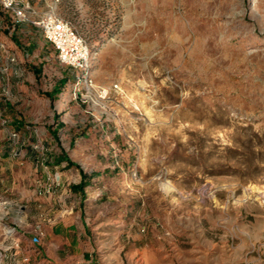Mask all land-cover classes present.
Segmentation results:
<instances>
[{
	"label": "rangeland",
	"instance_id": "374dc122",
	"mask_svg": "<svg viewBox=\"0 0 264 264\" xmlns=\"http://www.w3.org/2000/svg\"><path fill=\"white\" fill-rule=\"evenodd\" d=\"M25 1L78 31L91 82L9 49L27 25L0 2V236L41 228L64 264H264V0Z\"/></svg>",
	"mask_w": 264,
	"mask_h": 264
},
{
	"label": "built area",
	"instance_id": "2783aa9c",
	"mask_svg": "<svg viewBox=\"0 0 264 264\" xmlns=\"http://www.w3.org/2000/svg\"><path fill=\"white\" fill-rule=\"evenodd\" d=\"M3 7L11 9L15 22L26 19L30 8L25 0H0ZM35 24L41 29L56 52L58 60L78 71L77 82H91L89 69L91 54L88 46L72 24L51 11L45 12ZM12 136L15 134L12 133ZM0 236V264H26L33 254L38 253L41 235L35 232L27 239L23 231L13 225H3Z\"/></svg>",
	"mask_w": 264,
	"mask_h": 264
},
{
	"label": "crops",
	"instance_id": "0c3cea01",
	"mask_svg": "<svg viewBox=\"0 0 264 264\" xmlns=\"http://www.w3.org/2000/svg\"><path fill=\"white\" fill-rule=\"evenodd\" d=\"M22 24L27 25V29H25L23 31L22 37L19 35H16L15 37L11 36L9 39H5L6 44L9 47V49L14 50L15 52H17L18 55H20L22 52L23 56L25 55L26 58H29V56L35 57V58H37L39 63H44L42 60L47 59V57H50L52 55L56 56V54H54V53H56L55 50L51 49V48H53L52 45L50 44V42L47 39H45V37L43 36V34L41 32V29L38 26L34 25L33 22H30V21L20 22V23H18V26H21ZM20 30L21 29H19V31ZM24 36H25V38H24ZM45 54H47V55L45 56ZM2 59H4V58L0 57L1 63H2ZM30 62H31V60H30ZM5 63H6V60H5ZM13 65L18 66L17 68L19 70H21V66L18 62L12 63V66ZM38 66L40 67L39 64H38ZM32 70H34V69H32ZM1 73H2V69H0V74ZM13 73L14 74L16 73L18 75V72L16 71V69L11 71L10 74L12 75ZM21 74H23V73L21 72ZM0 77L3 79V75H0ZM7 79H8V76H7ZM10 80L13 81L14 88H16V90H20V91L24 92L26 95L33 96L35 94V92L38 90L35 87H33L32 84L29 85L28 83H25L24 78L23 79L22 78L21 79L15 78V75H14V77H11ZM39 194L42 195V197H45L46 200H50L49 201L50 203H54V199L56 196L53 194V192L48 193V191L47 192L44 191V192L39 193ZM22 231L26 235V243H27V239L29 238V236H31L35 232H39L41 235V243L37 247L38 253L33 254L30 262H28L26 264H64L62 262H59L56 258H54V257L52 258L49 255V247L46 246L42 242V239L45 236L44 230H41V228H38V229H36V231L34 230L33 232L27 231V230H22Z\"/></svg>",
	"mask_w": 264,
	"mask_h": 264
}]
</instances>
